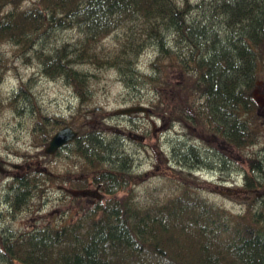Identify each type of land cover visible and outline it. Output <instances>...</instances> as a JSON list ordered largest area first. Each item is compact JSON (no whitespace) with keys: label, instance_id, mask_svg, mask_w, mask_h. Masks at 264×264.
I'll list each match as a JSON object with an SVG mask.
<instances>
[{"label":"trees","instance_id":"obj_1","mask_svg":"<svg viewBox=\"0 0 264 264\" xmlns=\"http://www.w3.org/2000/svg\"><path fill=\"white\" fill-rule=\"evenodd\" d=\"M24 1L0 0V80L11 65L2 43L18 53L34 50L42 73L70 85L78 102L73 116H80L91 86L77 64L112 67L135 94L141 86L153 89L146 106L161 123H189L217 139L210 167L218 161L232 167L229 148L243 150L264 135L263 117L250 96L255 82L264 80V0H213L199 20L190 17L188 0ZM209 15L217 20L208 24ZM53 28L75 29L77 41L46 46ZM42 33L44 44L36 46ZM110 34L114 44L103 49L101 41ZM147 48L154 55L144 71L136 59ZM29 98L26 82L19 81L8 100L21 112L20 102ZM131 102L140 103L139 96ZM76 121L36 111L34 152L24 154H59L58 148L44 152V145L58 128L71 126L77 133L61 155L90 177L68 180L75 188L98 185L102 197L78 204L75 217L64 220L61 210L59 222L11 228L9 220L19 213L26 218L38 212L58 178L37 168L11 176L4 183L8 222L0 226V264H264V154L251 150L243 154L245 167L235 164L245 198L240 210L201 193L202 180L192 168L205 162L192 143L177 152L171 189L139 202L130 188L117 194L136 181L121 135L107 136L95 122Z\"/></svg>","mask_w":264,"mask_h":264},{"label":"rangeland","instance_id":"obj_2","mask_svg":"<svg viewBox=\"0 0 264 264\" xmlns=\"http://www.w3.org/2000/svg\"><path fill=\"white\" fill-rule=\"evenodd\" d=\"M32 1L34 0H25L24 3L29 4ZM177 1L179 2V0ZM188 2L191 5L190 17L199 20L202 14H208L207 8L213 0H188ZM208 17V24L217 20L211 15ZM215 25L217 24L215 23ZM44 36V33L40 35L42 43L36 46L44 44ZM77 36L78 33L75 29L53 28L47 33L45 45L51 47L64 40L75 41ZM170 37L172 38V36ZM113 44L114 37L112 34L101 41L103 49L110 48ZM1 50L5 56H8V62L11 63L0 80V159L5 160V163L2 164L5 171L0 172V226L2 228L8 222L5 215L7 201L4 183L11 176L21 173L26 168H37L41 171L54 173V175L64 171V174H67L68 184L73 188L68 180L71 176L67 173L69 170L75 171L73 162L62 157V150L60 154L45 158H42V155L30 158L24 154V152H34L31 144V128L36 111L42 114L63 116L68 121L95 122L107 136L116 130H123L118 141L123 151L130 158V169L136 181L126 184L125 189L118 190L117 194L123 195L130 188L134 191L135 200L139 202L161 196L167 188L171 189V176L177 165L175 160V157L178 156L177 152L184 148L182 145L195 144L199 146L200 157L205 162L204 165L192 168L194 174L202 180L200 184L201 193L217 204L232 210H240L242 200L245 198L242 190L238 188L241 183V173L237 172L235 164L245 167V155L243 154L251 150L264 154L262 153L264 151V135L259 137L255 145L243 150L235 151L232 147L229 148L230 159L233 162L232 167H227L228 164H223V167L219 161L218 166L210 167L209 165L213 162L210 155L212 154L211 150H214L212 149L213 146H218V141L214 136L202 133L199 126H192L189 123L185 125L180 121L170 122V120L161 123L160 117L150 110L147 114L134 112L127 115H114L112 113L115 108L131 104V98L134 95L139 96L140 103L149 106V100L155 95L151 87L141 86L138 93L135 94L136 91H132L118 79V73L114 68L99 67L90 62L77 64V67L88 75L91 99L80 106L79 110L83 112L80 116H73L78 112L76 111L78 102L70 85L59 77H49L42 73L40 64L34 56V50L18 53L16 47H12L9 43H2ZM23 54L30 55V57L23 56ZM153 55L154 52L151 51V48L144 49L136 59L139 69L149 70V61ZM25 57L28 58L25 60ZM19 81L26 82L30 98L25 103L20 102L19 106H21L20 110L22 111L16 112L9 104L8 99L11 93L16 90ZM259 82L260 80L256 81L253 86L257 87L256 92L258 93L264 91ZM256 109L260 111V107L257 105ZM128 129L135 130L143 137L141 139L130 138L126 134ZM152 129L154 130L152 131ZM86 177H90V175L88 174ZM57 179L62 180L61 177ZM86 186L92 185L90 183ZM70 194L69 192L61 193L55 187V180L52 181V184L45 191L44 200L38 212L36 214L31 213L26 218H24L23 213H19L9 220L11 228H21L30 222H59L60 215L63 213L65 214H63L64 220L75 217L79 209L78 204L88 205L94 201V199H90L91 195L89 194L81 197ZM61 210L62 212L65 211L62 213Z\"/></svg>","mask_w":264,"mask_h":264},{"label":"water","instance_id":"obj_3","mask_svg":"<svg viewBox=\"0 0 264 264\" xmlns=\"http://www.w3.org/2000/svg\"><path fill=\"white\" fill-rule=\"evenodd\" d=\"M250 96L252 97V99L254 100V102L257 105L261 104V97L260 94H258L256 92L255 87L251 90L250 92ZM148 107L142 103H137V104H129V105H125V106H120L118 108H115L114 110H112L113 114H130V113H134V112H142L144 114L147 113ZM154 129H152L153 131ZM77 131L73 130L71 126L69 125H63L62 127L58 128L56 131H54L46 145L43 148V151L46 153H53L58 147H60L62 144H64L65 142L71 140L74 138V136L76 135ZM128 136L130 138H137V139H141L142 135L139 133H129ZM14 166H17L16 164H14ZM3 171V167L0 164V172ZM68 192L71 194H81V195H87L89 193H91V191L88 188H70L68 189Z\"/></svg>","mask_w":264,"mask_h":264},{"label":"flooded vegetation","instance_id":"obj_4","mask_svg":"<svg viewBox=\"0 0 264 264\" xmlns=\"http://www.w3.org/2000/svg\"><path fill=\"white\" fill-rule=\"evenodd\" d=\"M259 83H261V86H262V89L264 88V82L263 81H260ZM254 88V87H253ZM255 89H256V91H257V87L255 86ZM258 93V92H257ZM258 94H260V96L261 97H263V98H261L260 100H261V104L260 105H258L259 107H260V113H261V115H262V117H263V124H264V91H261V92H259ZM155 128V127H154ZM115 133L116 134H119V135H122L123 134V130H116L115 131ZM129 133H131V134H133L131 131H128L127 130V136H128V134ZM143 137V136H142ZM68 142L69 141H67V142H65L64 144H62L60 147H58V149L61 151H63V150H66V148H68L69 146H68ZM60 154V153H59ZM57 155V154H56ZM0 162H1V164H3V163H5V160H2V159H0ZM73 168H74V170L75 171H73V170H69L67 173H68V175L69 176H71V178H79V177H86L87 175L85 174V173H81V172H79V171H76V166H75V164H73ZM65 172L64 171H62V172H59V173H57L56 175H57V177H62V180H59V179H57V180H55V187L61 192V193H63V192H68V189H70L71 187H70V185L68 184V182H67V180H66V175L67 174H64ZM63 175V176H62ZM92 185V184H91ZM86 188H88L90 191H91V193H89V195H91V197H90V199H94V200H98V199H100L101 197H102V192H101V190L99 189V186L98 185H92V186H85ZM85 187H82V188H85ZM73 188H75V187H73ZM63 191V192H62ZM76 195H78V194H76ZM75 195V196H76ZM81 195V194H80ZM88 195V194H87Z\"/></svg>","mask_w":264,"mask_h":264},{"label":"bare ground","instance_id":"obj_5","mask_svg":"<svg viewBox=\"0 0 264 264\" xmlns=\"http://www.w3.org/2000/svg\"><path fill=\"white\" fill-rule=\"evenodd\" d=\"M201 27H202V26H201ZM80 38H81V37H80ZM76 39H77V38H76ZM76 41H77V40H76ZM204 52H205V51H204ZM204 52H203V53H204ZM177 75H178V74H177ZM175 77H176V76H175ZM179 78H180V77H179ZM174 90H175V88H174ZM69 141H70V140H69ZM140 141H141V140H140ZM142 141H143V140H142Z\"/></svg>","mask_w":264,"mask_h":264}]
</instances>
